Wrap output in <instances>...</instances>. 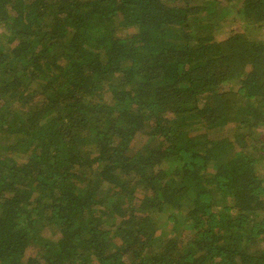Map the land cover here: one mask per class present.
Segmentation results:
<instances>
[{"label": "trees", "instance_id": "16d2710c", "mask_svg": "<svg viewBox=\"0 0 264 264\" xmlns=\"http://www.w3.org/2000/svg\"><path fill=\"white\" fill-rule=\"evenodd\" d=\"M196 1L0 0V264H264V0Z\"/></svg>", "mask_w": 264, "mask_h": 264}, {"label": "rangeland", "instance_id": "374dc122", "mask_svg": "<svg viewBox=\"0 0 264 264\" xmlns=\"http://www.w3.org/2000/svg\"><path fill=\"white\" fill-rule=\"evenodd\" d=\"M194 1L197 2L196 0H194ZM212 4H213V9H212V7H210V8L212 10H215V13H214V15H212L210 17L207 16L205 19L211 23L212 22L217 23V25H214V29L218 33L216 35V39H221V38L226 37L227 33L231 29L238 28L239 30H241L245 26V23H243V21L238 18V8L241 4L240 1L235 2V0H233V1L232 0H223L220 2L212 3ZM212 12H214V11H212ZM205 14L207 15L208 13H205ZM257 34H259V32ZM263 36H264V33L260 34V37H263ZM236 82L237 81L226 82V85L227 86L230 85L229 88H232L233 83H236ZM255 131H256V133L260 134L264 138V126L256 128ZM228 133H229V135H232V130H230V132H228ZM91 146H92V144H90V148L92 149ZM260 170L263 171L264 167L260 168ZM160 228H162V227H160ZM168 229L171 230L172 228L168 227ZM159 230L161 231V229H159ZM171 231H168L170 235H172ZM186 233H189V231Z\"/></svg>", "mask_w": 264, "mask_h": 264}]
</instances>
